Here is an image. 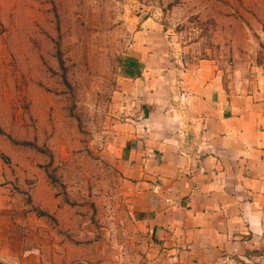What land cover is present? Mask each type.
<instances>
[{
  "label": "crops",
  "instance_id": "1",
  "mask_svg": "<svg viewBox=\"0 0 264 264\" xmlns=\"http://www.w3.org/2000/svg\"><path fill=\"white\" fill-rule=\"evenodd\" d=\"M149 24L120 67L122 118L95 142L96 185L86 170L62 189L36 181L0 264H264V80L230 89Z\"/></svg>",
  "mask_w": 264,
  "mask_h": 264
},
{
  "label": "rangeland",
  "instance_id": "2",
  "mask_svg": "<svg viewBox=\"0 0 264 264\" xmlns=\"http://www.w3.org/2000/svg\"><path fill=\"white\" fill-rule=\"evenodd\" d=\"M148 23L178 57L215 61L230 89L264 80V0H0V236L32 218L36 181L62 189L86 170L96 185L95 142L122 118L120 67Z\"/></svg>",
  "mask_w": 264,
  "mask_h": 264
}]
</instances>
